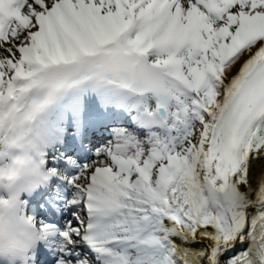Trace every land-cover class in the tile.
<instances>
[{
    "label": "snow or ice",
    "instance_id": "obj_1",
    "mask_svg": "<svg viewBox=\"0 0 264 264\" xmlns=\"http://www.w3.org/2000/svg\"><path fill=\"white\" fill-rule=\"evenodd\" d=\"M100 57L124 111L89 110L39 154L42 183L17 193L36 243L16 264H264V0H10L0 164L40 73L79 87Z\"/></svg>",
    "mask_w": 264,
    "mask_h": 264
},
{
    "label": "clouds",
    "instance_id": "obj_2",
    "mask_svg": "<svg viewBox=\"0 0 264 264\" xmlns=\"http://www.w3.org/2000/svg\"><path fill=\"white\" fill-rule=\"evenodd\" d=\"M118 55L126 65H132L130 56L122 52ZM99 59L106 67L97 68L90 60L86 70L91 78L79 87L88 85L95 90H103L109 86L106 74L116 78L107 57ZM40 78V86L24 93L25 120L18 143L10 149L12 158L0 164V260L6 264H16L20 256L36 243L32 222L25 214L17 193L43 181L46 168L39 154L44 151V114L63 94L77 88L68 80L60 87H54L57 78L51 71L40 73ZM33 96L43 104H32Z\"/></svg>",
    "mask_w": 264,
    "mask_h": 264
},
{
    "label": "bare ground",
    "instance_id": "obj_3",
    "mask_svg": "<svg viewBox=\"0 0 264 264\" xmlns=\"http://www.w3.org/2000/svg\"><path fill=\"white\" fill-rule=\"evenodd\" d=\"M76 91H74L72 89V91H68L67 94L68 95H73L75 94ZM77 92H81L80 94L74 96V97H78V98H84V100L88 101L89 102V99L90 98H94L98 93H102V90H94L93 88H91L90 86L88 85H84V86H81L80 87V91H77ZM63 96V95H62ZM62 96L58 99L59 101H61L62 99ZM103 98L105 99V94L103 93ZM106 100V99H105ZM114 102V101H112ZM64 106H66L65 103H62ZM72 105V104H71ZM116 107V109H119L117 107V105H114ZM72 106L69 105V108L72 110L71 108ZM45 122V126H47L48 128L52 129L54 132L56 133H60L61 130L59 129H56V128H52L47 122H46V119L44 120ZM107 134L105 133L104 136H106ZM66 138H64V141H65ZM46 140V143L44 145L45 147V150L47 152H62V144H59V140L57 139L56 135L54 133L52 134H48L45 138Z\"/></svg>",
    "mask_w": 264,
    "mask_h": 264
}]
</instances>
